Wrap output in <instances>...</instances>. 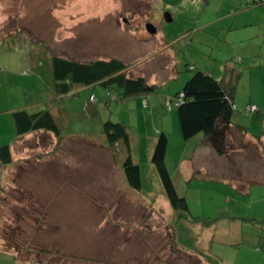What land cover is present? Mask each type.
Segmentation results:
<instances>
[{"label": "rangeland", "instance_id": "374dc122", "mask_svg": "<svg viewBox=\"0 0 264 264\" xmlns=\"http://www.w3.org/2000/svg\"><path fill=\"white\" fill-rule=\"evenodd\" d=\"M30 1L28 8L15 1L6 6L13 11L10 21L17 10L26 11L23 23L29 28L12 33L15 27L9 26L2 34L0 146L17 138L11 110L22 105L37 110L48 99L63 139L32 135L14 148L12 165L0 164V244L12 236L22 248L48 251L42 259L55 255L50 259L72 264H208L188 246L220 264H264V172L259 170L264 156L256 146L248 148L245 135L234 128L227 158L218 157L201 136L183 140L174 101L194 74L191 67L220 80L224 66L232 65L240 73L239 111L248 105L261 109L237 113L234 121L263 132L264 0H84L78 7L76 0ZM75 11L87 16L88 32L75 27ZM149 23L158 29L155 34L147 31ZM51 50L87 62L128 51L134 59L130 74L145 76L156 90L125 99L114 87L96 85L93 110L84 109L91 88L59 101L49 90ZM107 121L127 127L132 158L141 169L140 191L126 181L125 146L105 138ZM163 132L166 166L198 221L181 220L151 163L150 146ZM212 165L221 169L213 172ZM176 216L186 248L175 243ZM0 264H17L14 254L0 250Z\"/></svg>", "mask_w": 264, "mask_h": 264}, {"label": "trees", "instance_id": "16d2710c", "mask_svg": "<svg viewBox=\"0 0 264 264\" xmlns=\"http://www.w3.org/2000/svg\"><path fill=\"white\" fill-rule=\"evenodd\" d=\"M50 70L52 72V91L57 100L67 96L77 97L81 90L91 88L92 92L89 98L84 101V109L96 104L98 98L93 93L96 85H102L106 89L116 88L120 90L123 98L150 95L156 90V84L150 83L145 76L139 75L134 77L130 74L132 66L123 61L112 58H98L93 61H81L64 55H56L50 52ZM194 74L185 83L183 89L177 93L175 102L178 107V119L182 138L185 141H191L201 136L204 142L214 150L219 156H226L230 149L228 137L231 129L234 128L241 133L248 127L235 123L234 118L237 113H251L248 105L243 111H239L235 103V94L240 77V73L232 67L225 65L223 76L220 80L213 77L212 74L191 67ZM32 72V71H31ZM28 75L29 72H24ZM81 91V92H80ZM81 96V95H80ZM55 99V101H56ZM46 106V105H45ZM35 109H21L12 112V118L15 125V141L25 139L27 136L45 133L62 141L63 133L55 112L47 106ZM103 133L110 145L122 143L125 146L127 156L122 166L128 185L136 191L142 189V175L140 166L132 158V140L127 127L121 122L107 121L103 125ZM13 144L0 146V164L8 167L14 163ZM168 152V137L163 132L157 137L153 148L151 163L156 167L166 197L171 207L177 212L179 217L187 224L191 220L198 221L200 218L193 217L190 214L186 198L179 194L176 185L166 166V156ZM176 219L177 237L175 243L177 247L186 248L182 244L181 233L179 228L180 219ZM4 236V235H3ZM3 236L0 237L3 239ZM27 245L25 248L16 244L15 238L4 237V243L0 244V250L14 254L17 264L24 261L28 263L43 264H72L71 262H60L41 256L49 254L46 250H33ZM192 252L199 255L200 262L202 259L207 260L208 264H220L219 259L206 253L205 251L188 246ZM181 250V249H180ZM205 252V253H204ZM167 260V259H166ZM164 260V261H166ZM164 264H169V261Z\"/></svg>", "mask_w": 264, "mask_h": 264}, {"label": "crops", "instance_id": "0c3cea01", "mask_svg": "<svg viewBox=\"0 0 264 264\" xmlns=\"http://www.w3.org/2000/svg\"><path fill=\"white\" fill-rule=\"evenodd\" d=\"M12 1H15V2H17L18 4H23V7H25L24 5H26V7L28 8L29 6H30V4L33 6V4H32V2L33 1H25V0H0V44L5 40V36H3L2 34H3V32H4V30H5V27H9V26H11V28H14L13 29V31H10V32H12V33H15V32H18V31H21V32H23L25 29H28L29 27H27V26H25V23H23L24 22V15H27V12L25 13L24 12V10L22 9V10H17L15 13H14V17L15 18H10L11 19V21L10 20H8L9 18H8V15H9V17H10V15L11 14H8L9 13V11H10V13L12 12L13 13V11L12 10H8L7 8H6V6H10V4L12 3ZM77 1V6L76 7H78V5H81L80 4V2H83L84 0H76ZM87 2H89V0H86ZM77 9V8H76ZM75 9V10H76ZM68 13H72V11L71 10H69L68 11ZM88 14H90V11H88L87 12ZM74 15L72 16V17H74L75 19H76V25H75V27H80V30L81 31H83V32H88V31H85V29H84V25H85V22L86 21H84V18L85 17H87V16H85V14H84V12L83 11H81V12H78V11H75V13H73ZM71 16V15H70ZM88 16H90V15H88ZM92 16L93 17H95V16H98V13H95V14H92ZM91 16V17H92ZM11 17H12V15H11ZM10 21V24H8V22ZM157 29V28H156ZM158 30V29H157ZM90 33H94V32H92V31H89ZM96 32H98V31H96ZM157 32V31H156ZM14 37H18V36H14ZM196 37V36H195ZM8 38V37H7ZM165 39H166V37H164ZM16 41H17V39H16ZM164 44H165V47L164 48H166V49H169V47H170V44L167 42V41H165L164 42ZM49 45V44H48ZM49 47H50V45H49ZM10 48H13V47H10ZM163 48V49H164ZM159 50L158 52H157V54H156V56L157 55H160V54H163L165 51H167V50ZM36 52V50H34V52L33 53H35ZM129 54H132V53H130V52H128V51H126V52H124V54H119V55H115V54H113V55H111V57H109V59L110 58H112V57H114V58H118L119 60H121V61H123L124 63H126V64H128L129 62H131V61H133L134 59H132V56H129ZM51 58V55L49 56V59ZM102 59H104V58H102ZM36 64H34V63H32V67H34ZM195 68H196V66H194ZM170 69H171V71H172V73L174 74V73H178V67H177V64H175L173 67H172V65L170 66ZM36 70V69H35ZM39 70V69H38ZM38 70H36V71H38ZM39 72V71H38ZM48 76H49V78L51 79V81H52V72H51V70L50 69H48ZM49 90L51 91L50 93H52L53 94V91H52V87H51V85H50V88H49ZM82 92H84L85 90L83 89V90H81ZM80 91V92H81ZM80 93H79V95L77 96V97H80ZM70 96H67V97H65V98H61V99H59V101H62V100H66V99H68ZM55 100V99H54ZM51 102H53V100L51 101V99L49 100H46L43 104L44 105H41V106H45V105H47V104H51ZM235 103H236V101H235ZM144 104H148L147 103V101H146V99L144 100ZM236 105H237V107H238V109L240 108L239 107V105L236 103ZM260 108V107H259ZM21 109H32L31 108V106H24V105H22V107H19V108H17V109H14V110H11V113L12 112H14V111H17V110H21ZM88 109H91V110H93L94 108L92 107V106H89L88 108H87V110ZM261 110V109H260ZM260 110H258V111H260ZM54 111V110H53ZM63 111V110H62ZM55 112V111H54ZM94 112V111H93ZM260 123H262V125H263V128H264V117L262 118V122H260ZM242 134L243 135H245V144H246V146L248 147V148H250L249 147V144H250V146L251 147H254V146H256V147H254V149H255V152L257 153V154H260L261 156H264V130H263V132L260 134H258V133H255V132H252V126H250V127H248V129L246 130V131H244V132H242ZM32 136V135H31ZM28 137H30V135L29 136H27L25 139H20V140H18V141H15L14 143H13V145H12V150H13V157H14V148L17 146V144H21L24 140H26V139H28ZM16 139V138H15ZM202 139V142H204V139L203 138H201ZM6 145V144H5ZM2 146V145H1ZM154 148V147H153ZM153 148L150 146V150H151V152H152V150H153ZM247 148V149H248ZM249 154H251V153H247V155H249ZM217 155V154H216ZM218 157H224V156H219L218 155ZM226 157V156H225ZM227 158V157H226ZM212 167V170H213V172L215 171V170H220L221 169V165L219 166V167H217L216 165H212L211 166ZM226 168V167H225ZM210 170H211V168H210ZM226 170V169H225ZM259 170H261L260 172H264V169H260L259 168ZM212 172V171H211ZM261 175H263V174H261ZM261 182H263L264 183V177H263V180L261 181Z\"/></svg>", "mask_w": 264, "mask_h": 264}, {"label": "water", "instance_id": "95a60500", "mask_svg": "<svg viewBox=\"0 0 264 264\" xmlns=\"http://www.w3.org/2000/svg\"><path fill=\"white\" fill-rule=\"evenodd\" d=\"M167 20L170 21L171 19L167 17ZM147 31H148L150 34H155L156 31H157V29H156V27H155L153 24L149 23V24L147 25Z\"/></svg>", "mask_w": 264, "mask_h": 264}, {"label": "built area", "instance_id": "2783aa9c", "mask_svg": "<svg viewBox=\"0 0 264 264\" xmlns=\"http://www.w3.org/2000/svg\"><path fill=\"white\" fill-rule=\"evenodd\" d=\"M247 110H248V112H256V111L259 110V108L256 107V106H251V107H249Z\"/></svg>", "mask_w": 264, "mask_h": 264}]
</instances>
